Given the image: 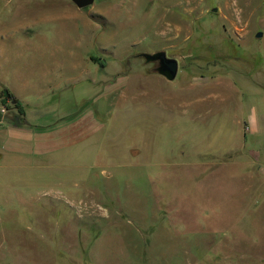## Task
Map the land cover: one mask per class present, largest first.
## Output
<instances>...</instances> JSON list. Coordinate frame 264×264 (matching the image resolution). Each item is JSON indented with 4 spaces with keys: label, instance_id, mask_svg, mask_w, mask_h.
I'll list each match as a JSON object with an SVG mask.
<instances>
[{
    "label": "rangeland",
    "instance_id": "obj_1",
    "mask_svg": "<svg viewBox=\"0 0 264 264\" xmlns=\"http://www.w3.org/2000/svg\"><path fill=\"white\" fill-rule=\"evenodd\" d=\"M2 87L67 145L0 151V264H264V0H0Z\"/></svg>",
    "mask_w": 264,
    "mask_h": 264
},
{
    "label": "crops",
    "instance_id": "obj_2",
    "mask_svg": "<svg viewBox=\"0 0 264 264\" xmlns=\"http://www.w3.org/2000/svg\"><path fill=\"white\" fill-rule=\"evenodd\" d=\"M69 81L70 80H67V83ZM56 87L57 84L52 81L49 84L46 93H51V95L54 97V89ZM9 89L15 98L24 105L25 120L21 124H17L10 121L8 118H4V121H7V125L4 126L2 133L6 139H9V141L8 143L4 142V144L0 146V151H3L2 153L6 155L10 153L12 157H23L25 154L44 155L45 153L51 154L60 149V147L67 145V143L59 144L60 141L57 135L59 132L57 130H59V128H57L58 124L55 123L59 122L60 119L66 118L67 116H62L60 118L56 117L59 116L56 114L55 120L57 121L54 123L48 121L47 116L50 112L49 106L44 107V104L41 103V101H37L33 104L29 103V101L22 100L13 87H10ZM2 123L3 121L1 120L0 127ZM70 126L72 125H69V127ZM64 128L67 129L68 126L62 127L60 130H63ZM71 135H73V132ZM62 136L64 135L62 134Z\"/></svg>",
    "mask_w": 264,
    "mask_h": 264
},
{
    "label": "water",
    "instance_id": "obj_3",
    "mask_svg": "<svg viewBox=\"0 0 264 264\" xmlns=\"http://www.w3.org/2000/svg\"><path fill=\"white\" fill-rule=\"evenodd\" d=\"M74 5L79 8H85L89 5H91L94 0H71ZM213 10H216V8H213ZM261 32H257L256 36H261ZM140 56H142L145 61H157L158 67L157 72L164 76L168 80H173L177 74L178 71V61L176 58L168 57L165 53V51H158L155 53H141Z\"/></svg>",
    "mask_w": 264,
    "mask_h": 264
},
{
    "label": "trees",
    "instance_id": "obj_4",
    "mask_svg": "<svg viewBox=\"0 0 264 264\" xmlns=\"http://www.w3.org/2000/svg\"><path fill=\"white\" fill-rule=\"evenodd\" d=\"M0 96L2 97V102H4L6 98L10 99L11 101H14L15 102L14 106L18 107L20 109V111L22 112V108L20 106L19 101L15 99V97L9 91L8 88H6V87L2 88L0 91ZM23 121H24V119L22 118V116H20L16 122H17V124H21Z\"/></svg>",
    "mask_w": 264,
    "mask_h": 264
},
{
    "label": "flooded vegetation",
    "instance_id": "obj_5",
    "mask_svg": "<svg viewBox=\"0 0 264 264\" xmlns=\"http://www.w3.org/2000/svg\"><path fill=\"white\" fill-rule=\"evenodd\" d=\"M149 62H151V61H149ZM152 62H156V63H157V66H156V70H157V67H158V62H157V61H152Z\"/></svg>",
    "mask_w": 264,
    "mask_h": 264
},
{
    "label": "built area",
    "instance_id": "obj_6",
    "mask_svg": "<svg viewBox=\"0 0 264 264\" xmlns=\"http://www.w3.org/2000/svg\"><path fill=\"white\" fill-rule=\"evenodd\" d=\"M1 111H2V112H4V111H5V108H4V107H2V108H1Z\"/></svg>",
    "mask_w": 264,
    "mask_h": 264
}]
</instances>
